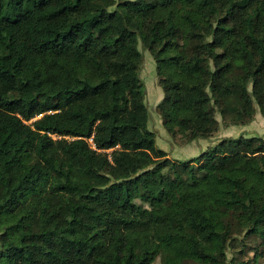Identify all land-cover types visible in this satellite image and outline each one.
Segmentation results:
<instances>
[{
  "label": "trees",
  "instance_id": "1",
  "mask_svg": "<svg viewBox=\"0 0 264 264\" xmlns=\"http://www.w3.org/2000/svg\"><path fill=\"white\" fill-rule=\"evenodd\" d=\"M139 44L170 134L264 118V0H0V264H223L228 215L264 240V140L169 161Z\"/></svg>",
  "mask_w": 264,
  "mask_h": 264
},
{
  "label": "rangeland",
  "instance_id": "2",
  "mask_svg": "<svg viewBox=\"0 0 264 264\" xmlns=\"http://www.w3.org/2000/svg\"><path fill=\"white\" fill-rule=\"evenodd\" d=\"M138 49L143 56L139 78L145 88L144 103L147 109V117L143 122L144 128L154 135L156 147L165 152L169 161L173 163L188 162L202 154H209L216 145L229 138L264 140V118L258 111L250 121L242 125H231L230 121H224L217 113L215 117L219 126L209 138L204 140L197 139L187 142L179 133L170 134L164 125L159 110L164 93L159 85L155 60L141 44H139ZM38 118L36 117L28 123L30 124ZM51 137L53 139L58 138L55 135ZM110 152L107 151V153ZM163 171L167 173L168 168ZM133 202L143 208H148L150 203L148 197L140 194L133 195ZM226 218L224 223H227L230 228L223 250V264H264V240L258 234L240 227L235 220L229 219V215ZM161 263L160 257H157L153 262V264ZM168 264L198 263L183 262L176 259L171 260Z\"/></svg>",
  "mask_w": 264,
  "mask_h": 264
}]
</instances>
